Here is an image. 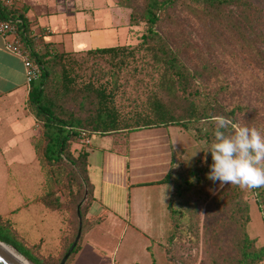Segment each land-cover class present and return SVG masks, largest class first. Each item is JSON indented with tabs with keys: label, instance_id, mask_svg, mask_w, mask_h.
<instances>
[{
	"label": "crops",
	"instance_id": "crops-1",
	"mask_svg": "<svg viewBox=\"0 0 264 264\" xmlns=\"http://www.w3.org/2000/svg\"><path fill=\"white\" fill-rule=\"evenodd\" d=\"M10 3L13 13L27 23L28 44L44 54V59L54 52L89 51L122 45L119 40L129 39L127 13L113 0ZM30 83L22 55L7 49L0 35V218L24 245L35 248L40 256L56 259L64 255L77 232L74 224L78 228V216L76 222L73 214L76 191L70 182H61L60 177L65 176L45 150L42 122L29 102ZM94 132L97 135L92 143L82 149L92 200L84 215L73 264H102L108 230L105 222L109 226L123 224L137 241H143L146 260L139 256L128 261L120 256V264L156 262L159 251L154 246L168 230L172 189L171 183L161 180L173 169V153L191 141L176 125L133 130L130 140L120 143ZM148 223L154 226L151 236L147 227H141Z\"/></svg>",
	"mask_w": 264,
	"mask_h": 264
},
{
	"label": "rangeland",
	"instance_id": "rangeland-1",
	"mask_svg": "<svg viewBox=\"0 0 264 264\" xmlns=\"http://www.w3.org/2000/svg\"><path fill=\"white\" fill-rule=\"evenodd\" d=\"M113 1L124 8L130 25L129 39L123 42L119 40L123 43L122 50L105 54L85 50L65 53L63 61L55 65L53 88L62 84L63 69H65L68 77L71 78L69 86L72 99L65 100L64 104L79 115L81 112L78 105L81 101L89 108V104H96L94 94L88 99L84 100L83 97L81 100L86 89L104 88L106 93L111 92L112 96L106 100V103L117 114L118 129L98 135L110 136L114 143H120L130 140L128 137L130 131L142 129L141 126L145 123L158 120L155 115L158 112L164 110L175 117H181L184 113L185 101L179 92L175 94L167 88L174 81L154 41L150 39L148 43H141L144 39L142 36L149 34L148 25L139 19L137 13L147 0H130L131 6H127L125 0ZM181 1L184 0H179L171 6L173 21L167 20L162 14L160 21L153 26L154 31L158 32L154 35L155 39L160 38L177 53L179 51L180 57L186 60L191 71L203 73L199 84L204 86L202 88L205 92H208L209 100L215 96L226 111L237 103L252 108L250 113H237L236 122L254 126L264 134V98H261L264 97V71L247 60L245 47L238 38L237 43H232L231 31L226 28L230 17L225 16L217 23H212L206 18H200L184 10ZM190 3L195 5L192 1ZM186 41L199 49L200 53L206 52L209 58L212 56L207 67L200 62L195 49L185 50ZM228 41L232 44L228 45ZM97 45L101 46V44ZM212 69L218 73L211 75ZM196 82L194 81L195 84ZM223 85L228 89L221 91L220 87ZM157 104L159 108L156 107ZM166 126L169 125L158 127ZM176 126L185 131L191 143L173 153L171 170L175 176L178 173H185L196 163L204 162L206 156L204 151L207 146L203 139L197 138L195 127L202 126L208 129L209 123L208 121L191 122L189 129ZM84 147L78 140L71 138L68 143V154L75 157ZM72 150L76 152L74 155L71 153ZM56 164L59 172L65 176V179L60 177L61 182L63 184L70 182V185L75 186L76 191L80 182L77 165L70 163L65 155H62L61 160L56 161ZM231 191L239 194L242 204L248 205L249 218L244 224V229L250 236L256 238L257 244H264V187L242 189L235 185L220 187L219 184H209L201 191L198 185L196 188L187 186L182 194L186 210L184 217L180 219V226L175 230L170 215L168 216L167 233L160 238L158 246H154L159 254L156 253L157 261L153 259L151 264H214L215 261L220 264H232L234 258L232 246L238 233V225L231 217L227 201ZM260 208L263 210L261 211ZM156 218L161 219L163 216ZM74 220L77 222L76 217ZM104 226L108 230L104 231L106 236L103 240L104 256L100 263L120 264V256L128 261L139 256L138 259L146 260L145 252L141 247L143 241H137V237L130 233V229H123V224L109 226L108 222H105ZM141 227L144 230L147 227L150 236L154 234L152 223L142 224ZM76 230L74 224V231ZM80 242L79 240L77 242L79 246ZM25 247L30 252L38 254L35 248L26 245ZM74 254L75 252H72L69 255L65 264H73ZM41 258V264H56L51 262L53 257L41 256ZM260 264H264V261Z\"/></svg>",
	"mask_w": 264,
	"mask_h": 264
},
{
	"label": "trees",
	"instance_id": "trees-1",
	"mask_svg": "<svg viewBox=\"0 0 264 264\" xmlns=\"http://www.w3.org/2000/svg\"><path fill=\"white\" fill-rule=\"evenodd\" d=\"M125 1L127 2V6L132 5L130 0ZM177 1L179 0H147V2L141 6L140 10L138 9L137 14L139 19L148 25L147 31L149 34H144L142 36L144 39L141 43H148V41L152 39L150 41H154L155 47L161 51L166 68L170 71L172 80L174 81L170 86H167V88L171 89L175 94H177V92L180 93V96L185 101L184 113L181 114V117H175L173 114L163 110L155 114L158 120H152L141 127L149 128L162 125H179L184 129H189L191 122L208 121V129L202 128V126L195 127L197 138L203 139L208 149L213 140V133L215 130V124L212 120L214 116L224 115L236 122L235 115L237 113L247 114L248 112L250 113V111L252 112V108L237 103L232 106L230 110L226 111L215 96H212V99L209 100L208 92H205L203 89L204 86L199 84L203 73L196 70L191 71L186 60L180 57L179 51L177 53L174 48L162 42L160 38L155 39L154 35H157L156 33L158 32L154 31L153 26L160 21L162 14L165 15L167 20H174L171 13V6ZM190 1L195 5H192ZM181 3L184 5V10L200 18H206V20L212 23H217L221 18H225V16L230 17V19L228 18L226 28L231 31L232 43H237L238 38L241 45L245 47L247 60L257 65V67L259 66L264 71V0H184L181 1ZM11 4L12 3L5 4L2 0L0 1V17L16 24L18 28V38L22 45V49H24L23 52L39 65V76L30 83L29 102L34 110L35 116L42 122L43 136L46 142L45 150L52 156L51 159L58 161L61 160L62 155H65L66 159L70 163L76 164L80 171V182H78V188L75 194H73V212L74 216L77 217L76 207L79 205V211L83 222L86 209L92 200L91 184L85 174L86 152L81 150V152L74 157L68 154V143L71 138L77 140L79 128L89 131H99L100 134H107L110 131L118 129L117 114L111 109V106L109 107L106 103V100L109 97L111 98L112 93H106L104 88L86 89L83 92L84 94L81 100H83V97L84 100L88 99L91 94H94L96 104H89V108L88 105L85 106V103L81 101L80 105H78L79 112H81L80 115L71 108H67L64 101L72 99L70 96L71 87L69 86L71 78L68 77V73L65 72V69H63V78L65 81L62 78V84L53 88L55 81L53 77L55 74V65L63 61L64 53L54 52L47 59H44V54H38L33 47H30V44H28L27 23L20 15L13 13ZM227 43L228 45L232 44L230 41ZM184 48L185 50L195 49V53L198 55L204 67H207L208 63H210L209 60L212 58L211 55L214 56V54H210L211 57L209 58L206 52L200 53L199 49H196L189 41L185 42ZM119 50H122V45L98 47L89 51L105 54L117 53ZM208 50L212 51L214 48H208ZM217 73L218 71L215 73L212 69L211 75H216ZM194 81H197L196 84ZM225 89H228L226 85L220 87L221 91ZM73 98L75 99V96H73ZM158 105L159 104H157L156 107L159 108ZM88 127H91V129ZM206 156V163H196L194 166L189 167L185 173H178L176 176L172 170H169L161 180L171 183L172 185L168 207L170 219L175 230H178L180 219L185 215L186 209L182 195L185 187L191 186L196 188L198 185L200 190L203 191L209 184H219V182H213L207 179L206 174L210 171L209 166L212 163V159L210 152L206 153ZM227 201L231 217L238 225V233L234 239L235 243L232 246V251L234 253L232 264H260L264 261V244H257L256 238L250 236L244 229V224L249 218L247 211L248 205L242 204L239 194L233 191H231V195L228 197ZM258 201L260 204L259 199ZM260 210L262 211L263 209L260 208ZM0 241L12 246L20 254L29 258L33 263L41 264V256L34 252H30L25 245L16 238L9 225L2 221L1 218ZM75 250H77V244L71 253ZM62 255L63 254L56 258L55 261H52V259H54L52 258L51 262H56V264H58ZM214 264L220 263L215 261Z\"/></svg>",
	"mask_w": 264,
	"mask_h": 264
},
{
	"label": "clouds",
	"instance_id": "clouds-1",
	"mask_svg": "<svg viewBox=\"0 0 264 264\" xmlns=\"http://www.w3.org/2000/svg\"><path fill=\"white\" fill-rule=\"evenodd\" d=\"M212 120L213 140L204 151L210 152L212 159L207 179L219 182L220 187H264V134L254 126L234 122L224 115H216Z\"/></svg>",
	"mask_w": 264,
	"mask_h": 264
},
{
	"label": "built area",
	"instance_id": "built-area-1",
	"mask_svg": "<svg viewBox=\"0 0 264 264\" xmlns=\"http://www.w3.org/2000/svg\"><path fill=\"white\" fill-rule=\"evenodd\" d=\"M2 1L5 4L10 3V0ZM0 35L3 36V38L5 39V46L7 49L22 55L27 82L30 83L35 80L39 76V65L37 63H34L27 56V54L23 52L22 45L18 38V28L16 24L10 20L0 17ZM94 134V131L79 128L77 140L82 145H89L92 143Z\"/></svg>",
	"mask_w": 264,
	"mask_h": 264
},
{
	"label": "water",
	"instance_id": "water-1",
	"mask_svg": "<svg viewBox=\"0 0 264 264\" xmlns=\"http://www.w3.org/2000/svg\"><path fill=\"white\" fill-rule=\"evenodd\" d=\"M77 216H78V228L77 232L75 235L74 240L60 259L59 264H64L68 256L70 255L71 251L74 249L80 234H81V229H82V219H81V214L79 211V207L77 208ZM0 264H19L17 261H15L13 258H11L8 254H6L3 250L0 249Z\"/></svg>",
	"mask_w": 264,
	"mask_h": 264
},
{
	"label": "bare ground",
	"instance_id": "bare-ground-1",
	"mask_svg": "<svg viewBox=\"0 0 264 264\" xmlns=\"http://www.w3.org/2000/svg\"><path fill=\"white\" fill-rule=\"evenodd\" d=\"M0 249L3 250L6 254H8L11 258L17 261L19 264H34L29 258L20 254L15 248L12 246L0 241Z\"/></svg>",
	"mask_w": 264,
	"mask_h": 264
}]
</instances>
